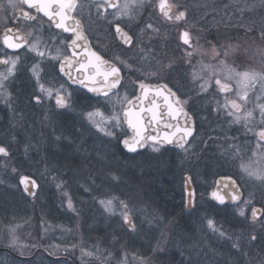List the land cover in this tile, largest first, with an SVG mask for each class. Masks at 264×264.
<instances>
[{"label": "rangeland", "instance_id": "obj_1", "mask_svg": "<svg viewBox=\"0 0 264 264\" xmlns=\"http://www.w3.org/2000/svg\"><path fill=\"white\" fill-rule=\"evenodd\" d=\"M188 1L202 3L206 12L215 13L216 22L205 34L206 44L211 45L219 36L243 35V28L252 21L249 20V16L253 17L252 13L257 15L252 9L263 7L261 0H179L181 4ZM120 2L123 3V0ZM152 16L150 7L146 6L142 10V15L137 18L141 27L144 22H152ZM224 26L231 28L230 35ZM142 40L144 47L154 50L156 60L166 64L169 59H175L180 65L171 73L161 74L160 79L192 84L187 88L198 87L197 83L192 82L191 76L183 70L184 53L179 48H170L171 43L168 47L167 41L161 38L153 41V34L151 41L147 35L142 37ZM244 50L241 48L239 52L242 58H244ZM236 55L237 53L235 57ZM130 56L131 62H136L138 65L136 70L140 71L134 72L133 75L141 78L146 76L150 70L149 66L139 59L134 50ZM206 56H212V52L207 53ZM154 63L153 60L152 64ZM149 78L153 77L149 76ZM27 82L26 72L21 68L17 75L7 82V91L12 94L10 100L6 103L0 98V126L6 124L12 129L8 138H2V143L13 148L9 157L0 158V244L11 245L21 252L26 250L28 245L48 244L53 249L66 248L76 258L88 262L93 255L88 256L86 253L92 251L98 254L100 261L107 257L110 264H188L189 259L192 264H207L205 261L214 264L218 260L225 262L227 259L228 264H235V261L229 259L232 251L235 252L237 261L243 258L239 261L240 264H257L258 260L264 257V229L260 224L253 225L249 219L238 215L239 218H214L217 227H222L226 234L232 237L231 241L218 237L207 228L205 217L212 218V214L216 212L208 202L205 192L208 179L219 172L222 174L230 172L235 179L239 176L236 166L234 169L223 168L213 163L214 154H224L220 152L214 139L216 117L208 118L204 114L200 120L201 125L209 126L205 136V154L195 153L196 150L188 148L187 153L184 151L172 155L175 166L167 167L169 172L163 176V170L166 169L165 154L154 153L149 148L140 155L122 156L115 140L105 147L108 142L105 140L102 143L100 134L86 120L81 119V112L88 109L81 108L80 102L77 103L76 117L74 116L71 123L67 122L69 125L66 124V127H69L68 132L58 126L48 103L43 106L45 113L41 122H28L24 93L18 89L20 87L26 89ZM177 87L182 88L181 85ZM127 92L119 91L118 96L123 98L127 96ZM185 94L186 98L191 97L189 100L191 103H197L191 89H186ZM116 98L113 96V100ZM201 99L204 105L210 104V109L206 108V114H211L212 104H217L216 102L219 101L214 97L211 103L208 102L210 101L208 98ZM93 105L101 107L102 110L106 106L108 113L113 109V104L104 99L99 100V104L93 101ZM115 110L121 114L120 104L115 105ZM70 128L73 131L72 138ZM57 136L61 137L59 141L56 140ZM26 139L31 141L28 142ZM97 148L101 153L114 152L115 156L109 155L107 160H98ZM66 159H70L73 165ZM157 159L164 161L162 163L158 161L155 165L154 161ZM203 159L205 164L201 161ZM144 162L147 163L146 167L142 168L138 165L140 163L144 166ZM153 166L156 168L153 169ZM162 167L160 173L162 176L159 178L157 170ZM12 168H16L19 175L13 173ZM182 172L190 174L196 186L197 205L194 210L186 211L179 203H174L173 206L165 204L159 206L155 199L145 195L144 189L149 188L150 183L154 184L156 189L163 190L164 183H168L164 180L167 179L171 196L179 199L182 194ZM109 173L115 174L119 179L112 180ZM177 173L179 175L175 184L173 180ZM20 175H29L36 180L38 187L33 198L30 199L25 195L19 184ZM93 180L95 184L92 183ZM61 182L63 187L58 189L56 185ZM238 183L245 198L248 197V193L255 192L256 201L263 202L264 205L261 197V191L264 189H261L258 183L254 184L246 180H238ZM147 193L152 196L153 191L150 189ZM68 196L71 197L76 211L67 207ZM110 196H116L129 204L138 225L136 232H130L125 228L119 215V208L115 215H109L100 206L98 199ZM11 206H16L14 213L8 212ZM172 208L175 209L174 216L169 214ZM221 214L226 215L224 212ZM153 215L157 219L151 225L144 222L145 216ZM248 215L250 218V213ZM253 234L257 235L258 239L250 242V236ZM237 237L240 238L243 251L232 248V243ZM244 252L247 256L243 254ZM207 255L210 260L206 258ZM0 264L15 263L1 260Z\"/></svg>", "mask_w": 264, "mask_h": 264}, {"label": "snow or ice", "instance_id": "obj_2", "mask_svg": "<svg viewBox=\"0 0 264 264\" xmlns=\"http://www.w3.org/2000/svg\"><path fill=\"white\" fill-rule=\"evenodd\" d=\"M93 2L97 16L109 23L113 29L114 38L120 46L129 51L134 50L139 59L149 66L150 70L145 79L148 76L160 79L161 74L171 73L180 67L175 59H169L166 64L161 60H156L154 50L143 46L142 37L147 35L151 41L152 34H160V28L153 22H144L143 27H140L137 18L142 15V10L146 6L158 12L159 17L164 22L177 26L178 45L183 49L184 61L189 67H195L191 61L194 54L201 50L199 38L193 37L191 27H184L187 23L188 9L179 0H123V3L120 0H93ZM261 2L264 6V0ZM25 6L28 10H25ZM80 7L82 6L78 0H0V13H3L0 18L6 21L2 33L3 45L7 49H25L35 54V62L27 68L36 87V94L32 97L33 101L36 104H40L44 100L54 101L57 109L74 111L76 101L73 92L68 91L63 83H58V78L67 77L72 84L80 85L88 93L95 94L97 104H99L98 98L100 97L113 104L110 113L107 112L106 106L102 110L101 107L93 105L88 98H85L80 105L81 108L88 109L81 112V119L86 120L100 134L102 143L105 140L108 142L105 147L115 140L116 146L122 147L128 153H137L145 147L150 148L154 153H160L166 145L172 144L187 152L185 145L189 143L188 137L192 136L193 129L191 126L192 117L185 110V106L189 104L191 97L182 98V95L178 94L180 89L177 88L176 91H173V88L169 87L167 83L153 86L146 85L143 80H138L137 86L140 95L134 97L133 100H128L127 96L120 98L118 91L123 86L121 67H118L117 63L112 60H105L97 52L89 50L87 37L81 30V22L73 15ZM109 9L112 11L109 12ZM9 10L12 11V16L7 15ZM31 10H35L36 13H43L50 21L55 22L56 28L73 34L66 47L81 48L82 45L78 42L83 41L86 62L76 59L79 53L75 51H73L72 57L61 56L59 48L55 49L56 54H53V51L46 44L43 48L41 47L42 41L39 37L29 41L22 35L19 26L21 20L31 22L37 19ZM17 11L19 12L18 16L15 15ZM109 15L112 16L111 20H108ZM13 21L17 26L8 27L7 22ZM237 23L242 24V22ZM133 27L138 28L139 32H134ZM245 32L246 35H254L256 33L255 24L248 25ZM28 36H34V31L29 32ZM255 39L264 43V24L261 25ZM240 48V43L235 45L229 43L227 47L221 45L219 48L212 45V58L216 64H204L201 61L200 70H193L189 75L192 82L198 84V94L208 93L209 89L213 87L212 82L214 81L217 93L224 96L223 104L219 101L216 102V111H223L230 122L242 123L246 129L251 131L252 127L257 124L255 113L258 111L260 131L256 134L258 137L256 148L259 152L251 150V155H248L241 146L230 145L225 150V155L237 167L239 176L236 179H233L232 176L221 177L215 182L216 188L210 195L218 205L225 208L233 207L236 215L249 219L253 225L258 223L264 229V206L259 208L254 206L256 193L250 192L245 198L241 185L238 183V180L252 181L264 189V103L260 102L264 101V63H261L259 69L246 66V61L239 55ZM244 51L246 54L247 48ZM233 52L237 55L233 61L234 66L230 67L227 60ZM257 54L264 62V47L258 48ZM114 60L123 67L132 69V64H129L127 60H123L119 56L114 57ZM153 60L155 61L154 65L152 64ZM21 63L19 55L0 56V66H3V69L0 70V98L6 103L12 95L11 92L7 91V82L17 75ZM73 69L77 73L75 76L72 75ZM150 93L151 98H149ZM113 96L117 98L113 100ZM229 97L234 98L230 99ZM158 98H162V105L156 102ZM253 98L256 103L252 110H247V106ZM145 102H147V107L143 106ZM125 103L127 107H125ZM137 103L141 105L138 110H136ZM116 104H120L122 115L115 110ZM165 116L174 121L183 118L184 126L180 127L179 123L176 125L164 123L165 130L158 131L157 129ZM125 125H127V129H131V135L128 134ZM153 125L155 127H152ZM150 127H152V131H149ZM173 128H175L174 131ZM60 139V136L56 137V140L59 141ZM25 150L27 151V147ZM10 154L9 146L0 143V157L7 158ZM109 155L114 157L115 153H101L99 148L96 150L98 160H107ZM12 172L19 175L16 168H12ZM109 175L112 180L119 179L115 174L109 173ZM191 179L190 176L185 179L186 198L184 204L185 207L194 210L197 202L195 189L191 188ZM92 183L95 184V180ZM19 184L23 186L25 193L29 196H35L34 189L38 187L35 179L29 175H20ZM56 186L58 189L62 188L63 182ZM85 190L90 191V189ZM65 195L67 196V193ZM261 197L264 200V191H261ZM98 203L109 215H115L117 208H119L123 225L130 232L134 233L138 230L134 213L126 201L120 200L116 196H110L99 198ZM67 207L76 211L70 196L67 197ZM156 219L154 215L145 216L144 222L151 225ZM205 219L207 228L211 232L220 238L232 240V237L228 236L222 227H217L214 218L205 217ZM257 239V235L250 236V242H255ZM232 248L243 251L239 237L232 243ZM243 254L247 256L246 252ZM86 255L92 256L94 253L87 252ZM188 264H192L190 259ZM257 264H264V257H261Z\"/></svg>", "mask_w": 264, "mask_h": 264}, {"label": "flooded vegetation", "instance_id": "obj_3", "mask_svg": "<svg viewBox=\"0 0 264 264\" xmlns=\"http://www.w3.org/2000/svg\"><path fill=\"white\" fill-rule=\"evenodd\" d=\"M79 4L82 6L77 9L73 15L77 20L81 22V30L83 34L87 37V41L90 45V48L92 51L97 52L99 55H101L105 60H112L114 63H117L118 67H121V75H122V87L119 88V91L127 92V99L133 100L134 97L140 95V90L137 86L138 80H143V82L146 85H159L162 83H167L169 87L173 88V91H176L178 88L177 85H181L182 88L180 89V93L182 95V98H186L185 90L191 89L194 93V99L197 103H191L189 101V104L185 106V110L188 112L189 116L192 117L191 126L193 129L192 136L188 137L189 143L185 145V147L191 148L195 151V153L198 154H205V144H206V135L208 133L209 126L208 125H201L200 120H202V117L204 114L206 117L210 118L216 117V126L214 125V139L216 141V145L219 148L220 152H224V154H214L212 156L213 163L215 165H219L220 167H227V168H235V165L228 159V157L225 155V150L229 148L230 145L236 144L238 146H241L242 150L244 152H247L248 154L251 153V150H257V133L260 131V126L258 124L259 122V114L258 111L255 113L256 115V126L252 127V130L249 131L244 127L242 123H232L230 120L226 117L225 113L223 111H216L217 104H212L213 111H211V114H206V108L210 109V104L206 106L202 102V97L208 98L210 101L209 103L213 102L211 101L214 97L215 100H219L221 104L224 102V96L222 94L217 93V89L214 86L210 88V92L206 94H198L199 93V87L196 88H187V86H190L192 84H184V83H177L171 82L170 80H155L153 78L145 79L144 77H137L136 75H133L134 72H140L139 70H136L138 66L136 62H131V54L133 51L126 50L125 48L121 47L119 42L114 38L113 35V29L109 25L107 21L102 19L101 17L97 16L96 14V8L93 0H78ZM183 5L188 9V18L187 23L184 25V27H191V32L193 37L199 38V44H200V51L194 54V58L192 59L191 63L193 67H189L187 63L184 61V71L185 73L190 74L193 70H200V62L202 61L204 64H212L215 65L216 61L212 58V56H206L207 53L212 52L211 46L216 45L217 48H219L221 45H224L227 47L229 43L235 45L237 43L241 44L242 50L247 48V53L243 52L244 60L246 61V66L254 67L259 69L261 63H264L261 61L260 56L257 54V49L264 47V43H262L260 40L255 39V36L258 35L260 27L262 24H264V6L262 8H253L252 11H255L257 15L252 13L253 17L249 16L251 21V24H255L256 33L254 35H246L245 29L243 35H240L238 37L235 36H219L214 43L206 44V32H209L211 30L212 25L216 22L215 13L213 12H206L203 9L202 3H191V1L183 3ZM25 10H28L25 6ZM32 14L37 17L35 21H23L20 22L21 27V34L24 35L29 41L33 40L35 37H39L42 41L41 47L43 48L46 44L49 49L53 51V54H56L54 49L59 48L60 49V55L61 56H69L71 57V50L70 48L66 47V44L70 42L72 38V33L70 32H64L62 29H58L55 27V22L50 21L48 17L44 16L43 13H36L35 10H31ZM95 11V12H94ZM112 10L109 9V12ZM150 11L153 13L152 16V22L160 28V34L156 35L153 34V41H156V39L161 38L164 39V41H167L168 47L170 46V43L172 44L170 48L177 47L182 52L183 49L178 45V29L175 24L164 22L158 15V12H155L153 8L150 7ZM7 15L12 16L13 13L11 10L7 13ZM15 15H19V12L17 11ZM0 16H3V13H0ZM112 16H108V20H111ZM6 21L2 18H0V56H15L19 55L21 57V67L26 72V77L28 79L27 88L20 87L18 89H21L24 93V103H27L26 110H27V121L31 122H41L44 116L45 111V103H48V106L51 108L49 109L50 112L54 114L55 120L58 121L57 124L59 127L64 128V124L69 125L67 122L71 123L74 120V116L76 117L77 110H78V102L83 103L82 101L85 100V98H88L91 103L93 104V101H97V98H95V95L93 93H88L86 89H84L80 85L72 84V82L69 81L67 77H61L58 78V83H63L65 88L73 92L74 98L76 101V107L74 111H66L63 109H57L54 105V101L46 102L45 100L40 103L36 104L32 97L34 94H36V87L34 84V81L30 78V74L27 71V68L35 62V54L26 51L25 49L21 50H12L7 49L3 43H2V33L3 29L5 27ZM8 27H16L17 25L15 22H7ZM246 26V25H245ZM141 27V24H140ZM226 27V31L231 32V28L228 26ZM34 31V36H28L29 32ZM133 31L137 32V28L133 27ZM170 41V42H169ZM254 41V42H253ZM206 45V47H205ZM240 48V49H241ZM208 49L209 51H206ZM235 52L231 53L227 64L231 67L233 65V61L235 59ZM156 55V53H155ZM119 56L123 60H127L129 64L132 63L133 68L128 69L123 67L119 64L118 61L114 60V57ZM236 63H239V61H236ZM3 69V66H0V70ZM141 78V79H140ZM33 81V82H31ZM24 85V84H23ZM22 85V86H23ZM195 86V84H193ZM233 86L235 87V82L233 81ZM127 90V91H126ZM118 91V92H119ZM79 93V94H78ZM215 95V96H214ZM234 98V97H229ZM99 100H102L103 98H98ZM162 100V98H161ZM198 100V101H197ZM163 101V100H162ZM264 103V101H260ZM256 103L255 99L252 100L251 103L248 104L247 110H252L254 104ZM141 105L137 103L136 110L139 109ZM144 107H147V102L143 105ZM206 106V107H205ZM125 107H127V104L125 103ZM35 109V110H34ZM33 116V118H31ZM43 115V116H42ZM121 115H122V109H121ZM183 121L184 126V119L181 118ZM179 123V126L181 127L180 122H175L173 125H176ZM211 125V123H209ZM126 128V126H124ZM28 128V126H27ZM26 128V129H27ZM69 128V127H68ZM127 129V128H126ZM28 130H26V133ZM70 131L72 129L70 128ZM30 132V131H29ZM127 132L129 135H131L130 131L127 129ZM71 133V138L73 131ZM38 136V135H36ZM26 141L30 142L31 139ZM27 142V143H28ZM123 150V148L121 147ZM216 149V147H215ZM149 148L145 147L143 149H140L137 153H134L136 155H140L148 151ZM189 150V149H188ZM259 152V150H257ZM184 150L175 147L173 145H166L165 149L162 150L161 153L166 154L168 158L169 167L173 165V159L172 155L175 154H181ZM187 153V152H186ZM217 153V152H216ZM217 155V158H216ZM4 158V157H0ZM205 164V161H204ZM183 173V172H182ZM188 174L184 172L182 174V194L179 199H177L176 203H179V205L183 206V209L186 211H192L185 208L184 205V175ZM190 176V174H188ZM232 176L233 179H235L234 175L230 172L222 174L219 172L218 174L213 175L208 179V184L205 186L208 197V202L214 207L215 211L214 214H212V218H239L235 214L233 207H223L218 205V203L210 198V192L213 191L216 188V181L219 180L221 177H227ZM191 177V176H190ZM32 178V177H31ZM192 178V177H191ZM34 179V178H33ZM174 181V180H173ZM169 183V180H167ZM191 183L193 186V189H195V198L197 195V190L195 183L191 179ZM242 190V188H241ZM243 191V190H242ZM254 206L261 207L264 206L263 202L256 201ZM183 210V211H184ZM222 212L226 213V215L222 216ZM250 213V212H249ZM211 214V213H210ZM234 250V249H233ZM92 252V251H91ZM96 254V253H94ZM78 255V253H77ZM98 256V254H96ZM232 258H237L234 251L231 252ZM10 256L17 257L19 259L26 261H32L35 260L38 264H110L108 260H99L100 258H95L93 255L89 260H83L78 259L75 257L73 253H69L66 248H62L61 250L59 248L53 249L50 248L48 244H36V245H28L26 250H23L22 252L18 250L17 248H13L11 245H4L0 244V261L6 260L7 262H10ZM11 263V262H10ZM14 263V262H12ZM28 264V263H26Z\"/></svg>", "mask_w": 264, "mask_h": 264}, {"label": "trees", "instance_id": "obj_4", "mask_svg": "<svg viewBox=\"0 0 264 264\" xmlns=\"http://www.w3.org/2000/svg\"><path fill=\"white\" fill-rule=\"evenodd\" d=\"M0 143H2V139H0ZM118 148V151H119V153L122 155V156H125V155H128V153L126 152V151H124V150H122L121 149V147H117ZM12 147L11 146H9V150H10V153L12 154ZM10 154V155H11ZM134 155H136V154H134ZM163 155V154H162ZM158 161H160L161 163H162V161H164L163 159H161V160H159V159H157V160H155L154 161V164L156 165V162H158ZM165 170H163V167L162 168H160V170H157V172H159L158 173V177L159 178H161V176H160V173H162L161 171L163 170V176H165L164 174H167L166 172H169L168 170H167V167H169V163H168V158H167V155L165 154ZM143 164H145L144 166L143 165H141V164H139L140 165V167H146L147 165V163L146 162H144ZM154 164H151V165H154ZM158 164H160V163H158ZM173 166H175V165H173ZM156 167H154L153 166V169H155ZM153 171H155V170H153ZM178 175H179V173H177V175H174L175 176V178H174V183L176 184L177 183V180H178ZM144 180H146V179H144ZM164 182H167V179L166 180H164ZM168 183L167 184H165L164 183V188H163V190L162 189H157V191L155 190V185L154 184H152V183H150V186H149V188L153 191V193H152V196H149V193H147V192H149V188H146V189H144L145 191V195L146 196H148V197H150V198H155V199H157L159 202H161V203H165L166 202V200H167V198L171 195L170 194V192H169V189H168ZM154 189V190H153ZM147 191V192H146ZM154 196H156V197H154ZM175 209H173L172 208V211H170L169 212V214L170 215H176L175 214ZM172 213V214H171ZM10 258V262L12 263V262H14L15 264L16 263H27V262H29L30 264H38L35 260H32V261H24V260H22V259H19V258H17V257H14V256H10L9 257ZM95 258H100L99 256H96ZM206 258H208V260H210L209 258V255H207L206 256ZM239 258V257H238ZM243 259V258H242ZM242 259H240L239 258V261H241ZM1 262V261H0ZM205 263H207V264H210V263H208L207 261H205Z\"/></svg>", "mask_w": 264, "mask_h": 264}, {"label": "water", "instance_id": "obj_5", "mask_svg": "<svg viewBox=\"0 0 264 264\" xmlns=\"http://www.w3.org/2000/svg\"><path fill=\"white\" fill-rule=\"evenodd\" d=\"M78 43H80L82 46H81V48H77V49H73V48H70V50H71V57L73 56V51H75V52H77V53H79V56H77L76 57V59H79L80 61H82V62H86V60H85V57H86V53L83 51V41H79ZM88 46H89V50L90 51H92L91 50V48H90V45H89V43H88ZM72 75L73 76H75V75H77V73L75 72V70L73 69V71H72ZM70 82H71V80H69ZM97 86H99V85H97ZM95 95V94H94ZM149 98H151V93H150V96H149ZM157 103H159V104H163V101L161 100V98H158L157 99V101H156ZM146 103V102H145ZM144 103V104H145ZM175 122H180L181 123V127H183V121H182V119L180 118L178 121H174V120H170L167 116H165L164 118H163V122L161 123V125L159 126V128L157 129L158 131H164L165 129H164V123H171V124H173V123H175ZM126 126V128H127V125H125ZM152 127H155V125H153ZM152 127H150L149 128V131H152ZM129 131H130V133L132 134V132H131V129H128ZM173 131L175 130V128H173L172 129ZM173 146H175V147H178L177 145H175V144H172ZM168 146H170V145H168ZM126 151V150H125ZM186 177H189V175L188 174H185L184 175V184H183V189H184V195H185V187H184V185H185V179H186ZM220 180V179H219ZM22 186V185H21ZM22 188H23V186H22ZM191 188H193V186H192V183H191ZM34 191L36 192V189H34ZM212 192V191H211ZM29 198H32V197H34V196H29L27 193H25ZM185 198L186 197H184V200H185ZM210 198L212 199V197H211V195H210ZM213 200V199H212ZM185 205V204H184ZM186 209H188V210H191L190 208H187V207H185ZM259 208V207H258Z\"/></svg>", "mask_w": 264, "mask_h": 264}, {"label": "bare ground", "instance_id": "obj_6", "mask_svg": "<svg viewBox=\"0 0 264 264\" xmlns=\"http://www.w3.org/2000/svg\"><path fill=\"white\" fill-rule=\"evenodd\" d=\"M231 34V32L229 33V35ZM58 122V121H57ZM64 124V128H63V130L64 131H69V128L68 127H66V124L65 123H63ZM12 129H11V126H8V125H6V124H3L2 126H0V139H2V138H8V136L11 134L9 131H11ZM200 157V156H199ZM67 161H68V163L69 164H71V165H73V162L70 160V159H66ZM202 162H204L205 161V159H203V160H201ZM140 164V163H139ZM138 164V165H139ZM199 164H203V163H199ZM154 190V189H153ZM155 190L157 191V189H156V186H155ZM205 190H206V188H205ZM211 193V192H210ZM206 194H208L207 192H206ZM154 197H156V196H154ZM155 199V198H154ZM156 200V202H157V204L160 206V205H162V204H165V205H169V206H173L174 205V203H176L177 202V198H175L174 196H169L168 198H167V200H166V202L165 203H161V202H159L157 199H155ZM7 211V210H6ZM13 211V213L16 211V206H11V208H10V210L8 211V212H12ZM216 218V217H215ZM229 259H231V261L233 260V261H235V264H240V262L239 261H237V258H232V257H230ZM228 262V259L225 261V262H223L222 260H218L216 263H214V264H228L227 263ZM242 264V263H241Z\"/></svg>", "mask_w": 264, "mask_h": 264}]
</instances>
